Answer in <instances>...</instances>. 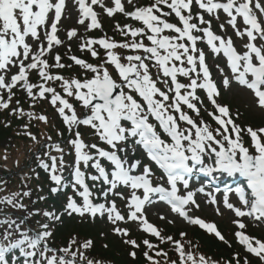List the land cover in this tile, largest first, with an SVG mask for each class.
<instances>
[{
  "label": "snow or ice",
  "instance_id": "obj_1",
  "mask_svg": "<svg viewBox=\"0 0 264 264\" xmlns=\"http://www.w3.org/2000/svg\"><path fill=\"white\" fill-rule=\"evenodd\" d=\"M97 3L98 0H91V4L78 0L81 11L79 23L84 24L85 18L90 17L89 29L101 27L97 13L92 9V5ZM113 3L114 6L106 7L108 16L123 13L140 22L141 26L125 25V32L117 25L125 36L130 34L134 38L130 42H116L105 37L88 40L82 45L88 48L92 57H98L99 52L91 45H100L106 50L107 59L94 65L72 56L70 59L75 65L91 73V76L81 80L51 74V67H72L61 63L58 53L54 57V65L42 59L51 52L53 44L61 43L57 25L62 17L64 0H0V90L7 91L6 98L0 94V109H9L15 95L13 89L17 85L26 90L28 97L35 99L38 95L49 100L67 126V131L72 134L67 143L74 154L73 162L67 164L65 150L59 143H45L41 148L49 151L35 154L37 166L48 173L54 185L50 189L53 194L68 187L72 189V194L66 197L63 213L58 214L55 209L42 212L50 223L37 221L38 229L28 223L34 215L41 214L24 203L25 198L31 197V190L14 191L0 197V205L3 206L0 207V264H99L87 258L83 251L92 246L91 239L81 243L77 237H72L66 247L53 249L49 246L48 241L53 236L51 227L64 214H76L81 219L86 215L92 219L98 215L106 217L113 225L112 231L121 237H129L130 230L121 227L119 222H137L138 228L161 242L171 241L175 245L179 258L178 261H170V264H210L204 255L197 258L186 251L180 240L162 236L161 231L149 222L145 212L146 205L155 202L154 196L158 197V201L170 206L172 212L228 243L214 223L193 218L186 210L192 205L199 208L196 191H205L204 187L191 190L190 178L195 173L218 172L245 177L250 192L246 194L242 187L235 189L242 207L229 202L227 191L223 204L233 210L236 217H248L264 224V127H242L235 122L229 107L218 103L219 89L211 79L204 51L197 48V40L206 36L207 44L214 53L223 50L232 73L231 78L225 76L223 86L230 87L234 79L252 93L255 105L264 110V43L258 47L252 42L257 36L264 41V20H258L254 12V9H259L264 14V4L260 0H154L146 7L127 11L122 0H113ZM127 3L132 4V0H127ZM194 4L198 9L195 15ZM53 10L54 18L50 19L49 14ZM221 12L230 18L227 23L236 30L237 36H247L249 42L244 45L247 50L242 54L233 47L231 37L224 38L212 31V21L219 20ZM237 17H242L243 25L247 26L243 30L238 27ZM220 28L223 30L224 25L220 24ZM165 30L169 34H164ZM194 33H202V36ZM75 35V29L68 32L69 38ZM29 37L37 43L35 51L33 44L26 39ZM44 40L47 41L46 47ZM145 40L150 43H145ZM216 41H219V46ZM117 48L130 49L134 54H118L114 51ZM110 67L116 75L109 71ZM152 68L156 69L155 78ZM32 71L42 78V83L30 81ZM220 71L223 72V69ZM178 76L187 78V82H181ZM48 81L59 82L61 92L46 86ZM158 84L162 86L158 87ZM34 89L38 91L34 92ZM197 89L206 90V98L214 106V111L208 113L217 125L214 128L202 119L197 122L182 110L186 105L188 110L200 115L197 105L203 101L197 95ZM16 104L19 105L20 101L17 100ZM77 104L85 110L83 113H78ZM11 112L23 115L19 107L12 108ZM27 115L30 119L48 123L46 115ZM181 121L188 127H182ZM157 124L164 136L157 131ZM81 126L93 130L92 134L98 142L85 141ZM24 127L27 129L28 125ZM24 134L39 143L33 133L26 131ZM58 135L63 133L58 132ZM244 135L251 139L248 146L243 142ZM51 139V136L47 137L48 141ZM130 142L133 147L142 148L149 160L162 170L158 179L150 165L129 155ZM53 150L59 155L52 154ZM102 161L109 162L111 167H106ZM67 169H71V180L64 175ZM35 176L39 179L38 172ZM30 179L25 177V180ZM178 185H182L186 194L180 192ZM24 187L27 188V184ZM2 191L4 186L0 185ZM206 195L211 198L212 204H217L211 192ZM77 197L82 203H78ZM115 197L125 201V212L119 210ZM39 199L44 200L45 197ZM101 199L104 202H99ZM160 219L166 220L167 217L160 215ZM233 223L238 226L235 236L245 251L264 262V239L246 234L247 225L242 220ZM180 235L184 237L187 233L181 232ZM123 242L133 249L140 247L134 239ZM143 243L149 249L154 248L148 240ZM129 255L135 259L136 251H131ZM161 255L167 256V253L156 252V256ZM144 256L150 264H160L148 252ZM242 261L243 264H250L247 256L241 258L236 253L227 264H242Z\"/></svg>",
  "mask_w": 264,
  "mask_h": 264
},
{
  "label": "rangeland",
  "instance_id": "obj_2",
  "mask_svg": "<svg viewBox=\"0 0 264 264\" xmlns=\"http://www.w3.org/2000/svg\"><path fill=\"white\" fill-rule=\"evenodd\" d=\"M153 0H132V4H128L127 0L124 1L125 4V8L127 11H133L135 9V7H146L148 6L150 3H152ZM258 14L260 15L261 20H264V14H261L259 12V9H255ZM207 15H206V19H207ZM81 19L79 12L77 11L76 14L73 17V12L67 11L64 19L62 21V24L59 27V33H58V38L61 41L60 44H53L52 50L51 52H48L47 54H45L44 57H42V59H47L48 63L49 62H54L55 59V55L58 53L61 57V62L63 58H68V60H71L70 58L72 56L75 57H80V52L87 50V47H82V45H85L87 43L88 40H92L95 38H110L111 40H114L116 42L120 41L121 39H131L132 37L130 36V34L128 36H125L119 29H117V25L119 24L121 26V28H124L125 25H133L136 26L137 24H131L127 22L126 16L121 13H115V17L114 18H109L105 15V12L102 11L99 22L101 27L100 28H91L89 29L87 27V25L84 24H79V20ZM220 24L224 25L223 30L220 28ZM212 29L213 31L216 32V34L218 36L224 37V38H228L231 37L232 41H233V45L236 46V48H238V50L240 52H244L247 49L244 48V45L246 44L245 38L244 36H237L236 35V30L233 29L231 27V25H229L227 23V20L220 14V18L219 20L213 19L212 21ZM238 27L243 30V25L241 23H238ZM75 29L76 30V35L69 38L68 37V32ZM124 31L126 32L127 29L124 28ZM121 35H123L125 38L121 37ZM196 35L199 36L198 33H196ZM41 37L43 38V32H41ZM28 40L29 43L33 44V49L34 51L37 48V43L34 42L30 37L26 38ZM200 39H198L199 41ZM126 41V40H125ZM129 41V40H128ZM145 43H150L148 41H146ZM44 45L45 47L47 46V41L44 40ZM95 45V44H94ZM219 46V45H218ZM91 47L93 49H98L96 47H94L93 45H91ZM99 48H103L100 45L98 46ZM98 51V50H97ZM205 53V52H204ZM208 56L207 53H205V58ZM210 56V63H212L213 66H215V83L220 91V98L218 97V102L221 105L223 104V98H225V100H227V102L231 103V106L233 107H237V109H239L240 111L245 113V116L241 119L239 118V116H237V114H235V112H232L233 114V118L235 119V122L237 124H240L242 127H247L248 125L253 127L254 129L256 128H260V127H264V110L259 109L254 102V98L253 96L244 88V87H240L239 84L232 79V83L231 86L228 88H225L223 86V79L225 78V76H228L229 78L232 77V73L227 69L226 67V63L224 62V60L218 56V53H214L213 51L211 52ZM72 62H74L73 60H71ZM70 61V62H71ZM124 63H127L126 61H123ZM75 63V62H74ZM217 65H219V68L217 67ZM220 69H223V72L220 71ZM57 70V69H56ZM61 70V69H60ZM58 70V71H60ZM16 69L13 71L15 72ZM66 71V69H65ZM35 72V71H34ZM33 72V73H34ZM32 73V74H33ZM52 75H54V72H51ZM43 82V81H42ZM41 82V83H42ZM18 91H21V89L19 88ZM0 94H2L5 98L7 97V91L6 90H0ZM207 110H209L210 107L207 106ZM83 109V108H82ZM84 110V109H83ZM203 111H207L205 109H202ZM78 113H83L82 112H78ZM203 120L206 122V118H202L200 116V118L198 117V121ZM205 119V120H204ZM81 133L83 138H87L89 139V137H92V139L95 137L93 136V134H91V132H93L91 129L82 126L81 128ZM13 141L10 139H5V140H1L0 141V150H7V154L8 156H10L9 158V162L11 165L18 167L19 165L21 166V163H12L14 160L13 159H20L22 157V153H20V151H18V149H13ZM8 148H12L10 150H8ZM47 151V150H46ZM45 151V152H46ZM23 152V151H21ZM52 154L56 155L55 151L53 150ZM24 155V154H23ZM46 157H43V159H45ZM20 168H18L19 170ZM14 172H17V170H15ZM0 175H7V177H1L3 179L6 180H10L12 178H18L16 175L12 176L11 174H7L6 172H4L3 170H0ZM0 178V181L2 182ZM0 185H2V183H0ZM6 192V191H5ZM0 193H3L0 192ZM208 193V192H206ZM205 194H201L196 198L197 203L199 204V208H196L194 205L191 206L190 208V215L193 218L199 217L203 220H205V222L208 223H214L215 225L218 226V231H222L220 232L225 239L228 241V243H225L224 241H221L219 238L216 240L210 238L208 239L205 243L206 246L209 247H215L216 250H221L223 251L224 248L227 249V247L229 248V244H231L233 242V234L232 232L238 228V226L233 223V221L235 220H242L247 227H251L256 229L263 237H264V226H262L261 224H256L254 223L253 220H248V218L246 217H236L235 213L233 210L228 209L224 206L223 204V198L224 197H216L217 200V204H212L210 202V197H208ZM5 194H3L4 196ZM214 196V195H213ZM117 198V197H115ZM229 202L233 203L231 200L232 198L228 197ZM235 205V204H234ZM125 209V207H123ZM217 208H219V214L217 213ZM126 210V209H125ZM146 215L147 218L149 220L150 223L154 224L160 231H161V235L162 236H171L172 234H174L172 237L175 240H180L186 251H190V239H192L193 241H195L196 239L190 238V236H194V233L197 231V227L199 230V226L198 225H194L189 223L187 220H183L177 216L171 215L169 213H167L166 211H164L163 209H160L159 207H152L149 208L146 211ZM160 215H164L167 217L166 220H162L160 219ZM168 220L174 221L173 223H169ZM121 227H126L130 230V233L133 232L135 234H141L144 235V237H148V238H152V234L147 233L145 231L142 230V228H138L137 227V222H131L128 221L127 223L125 222H119ZM85 226H89L92 227L94 229H96L97 231H101L107 235H113V236H118L119 238H125V237H121L120 235L115 234L112 231L113 225L107 221L106 217H102L99 218L98 223H88V222H84ZM170 230H173L174 233H168L170 232ZM200 231V230H199ZM181 232H185L187 233V235L185 236V238H179L177 239V237H175V235H180ZM224 233V234H223ZM148 235V236H146ZM199 235V234H197ZM202 235V234H200ZM156 238V237H154ZM159 239V238H158ZM154 240V239H152ZM154 245H155V250L160 248V246L162 245H168L170 242V245H174L171 241H164L161 242V240H156L154 241ZM158 247V248H156ZM175 247V245H174ZM238 253L237 251L233 253L232 256H230L231 259H233V257L235 256V254ZM241 258L245 257L241 252L239 253ZM207 258V257H206ZM209 259V258H207ZM210 264L213 261L212 258L211 260L209 259ZM243 264V261H242Z\"/></svg>",
  "mask_w": 264,
  "mask_h": 264
},
{
  "label": "trees",
  "instance_id": "obj_3",
  "mask_svg": "<svg viewBox=\"0 0 264 264\" xmlns=\"http://www.w3.org/2000/svg\"><path fill=\"white\" fill-rule=\"evenodd\" d=\"M121 51L123 52V49H117V53L122 55ZM101 58L99 60L100 62L104 59ZM65 65L69 64L65 62ZM65 69L66 71L60 72L62 75H64V77L77 78V75H80L79 79L81 80L85 79V77H89L88 73L83 70L81 71L79 67L72 66L71 68L66 67ZM58 90L61 92V87H58ZM17 100L18 99L15 101ZM16 107H21L23 115L13 114L11 112V109ZM28 113H33L35 116L46 115L48 117V123L45 124L36 119H30L27 115ZM6 124L7 126H5ZM24 125H28V128L25 129ZM26 131L36 135L39 143L32 141L28 136H26L24 134ZM58 132H62L63 135H58ZM49 136L52 138L51 141L47 140V137ZM67 137L70 139L72 134L67 131V126L63 124L58 113L48 100H44L39 97L31 100L26 98L20 101L19 105H17L16 102H13L12 107L8 110H0V141L5 139L12 140L14 144L12 148H16L18 151H20V153L24 154L27 163L30 162L33 157L35 159L36 153H41V151L44 149L41 148V145L45 143H59L60 146L65 150V162L67 164H71L74 160V154L72 147L69 146L67 142H64ZM84 139L89 143L98 142L92 140V137H89V139ZM37 164L38 163L34 165V170L31 173V179L24 182V185L27 184V188H25L24 185L15 182H7L6 185L7 194L14 191H22L23 189L31 190V197L25 198L24 203L29 204L31 210H39L41 213L39 215H34L28 221L31 227L35 229L39 228L38 224L36 223L37 221L40 223H50L45 217H43V211L55 209L58 214L63 213L64 206L66 204V197L68 195V193H63L62 190L53 194L50 189L54 185L49 180L48 173L39 168ZM37 172L39 173V179H36L35 176V173ZM70 172L71 169H67L64 173L67 180H71ZM69 191L70 188L68 192ZM41 196H44L45 199L40 200L39 197ZM18 215H23V213H18ZM62 217L65 218L67 215H62ZM63 218H61L59 222H56L51 227L53 236L49 239L48 243L49 245L54 246L55 249L68 246L72 237H78L81 243L86 239H91L93 241V244L89 249L82 250L85 251V255L94 261H98L99 264H150V262L144 256L145 252H148L149 255H151L154 259L159 260L160 264H169L172 260L178 261L179 254L172 248L170 244L163 246L161 245L160 248L157 247L158 249L156 250L155 248L149 249L147 246L143 245L142 239L136 237L131 239L136 240L140 247L133 249L131 245L120 242L121 240L119 241L112 236H108L104 233L103 236H101V232H97L89 227L78 225L77 223H67V221L65 222L66 218ZM251 234L255 235V232H251ZM194 237L196 238V243L193 251L197 258L200 255H204L210 260L212 258L216 264H227L229 260H232L230 256H232L234 252H241L239 249H237L235 243L231 244V248H224L223 251H218L215 247L213 248L206 246L205 242L210 238L214 239V236L208 237L207 235H197L194 233ZM105 245H107V247H105ZM75 247L76 246L74 245L73 249H75ZM131 251H136L135 259L129 255ZM157 251L167 253V256H156Z\"/></svg>",
  "mask_w": 264,
  "mask_h": 264
},
{
  "label": "bare ground",
  "instance_id": "obj_4",
  "mask_svg": "<svg viewBox=\"0 0 264 264\" xmlns=\"http://www.w3.org/2000/svg\"><path fill=\"white\" fill-rule=\"evenodd\" d=\"M75 11H76V10H75ZM75 11H74V12H75Z\"/></svg>",
  "mask_w": 264,
  "mask_h": 264
}]
</instances>
